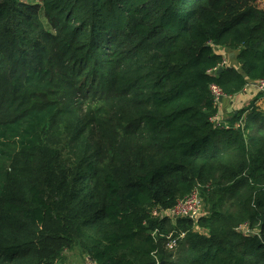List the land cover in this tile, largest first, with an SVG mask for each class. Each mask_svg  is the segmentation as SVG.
<instances>
[{
    "label": "trees",
    "instance_id": "obj_1",
    "mask_svg": "<svg viewBox=\"0 0 264 264\" xmlns=\"http://www.w3.org/2000/svg\"><path fill=\"white\" fill-rule=\"evenodd\" d=\"M263 77L256 0H0V264H264Z\"/></svg>",
    "mask_w": 264,
    "mask_h": 264
},
{
    "label": "built area",
    "instance_id": "obj_2",
    "mask_svg": "<svg viewBox=\"0 0 264 264\" xmlns=\"http://www.w3.org/2000/svg\"><path fill=\"white\" fill-rule=\"evenodd\" d=\"M225 64L227 63L225 60H223ZM252 85L256 87L258 92L260 93V98L264 99V77L254 82ZM247 87V86H246ZM245 89V88H244ZM210 90L213 95L214 101L219 105L221 103L222 99H224L225 96L221 90V88L216 84L210 85ZM245 117L242 116L241 120H243ZM220 119L222 121V115L220 113H217L213 118L212 121L217 122V125H220ZM227 123L222 121L223 127H228L226 125ZM240 122L236 123L235 126H238ZM204 213L203 204L201 201V197L199 196L197 191H193L192 193L184 196L183 198L179 199L174 206H172L171 209L168 211H165L164 214L169 215L171 217H186L193 221H195L201 214ZM154 214H157L156 211H154ZM183 234L180 235L182 237ZM168 241L166 243V248L170 252H175L177 247V237L168 236ZM83 264H97L95 260L90 258L89 256L84 257V263Z\"/></svg>",
    "mask_w": 264,
    "mask_h": 264
},
{
    "label": "crops",
    "instance_id": "obj_3",
    "mask_svg": "<svg viewBox=\"0 0 264 264\" xmlns=\"http://www.w3.org/2000/svg\"><path fill=\"white\" fill-rule=\"evenodd\" d=\"M234 54L235 52H229V56H233ZM256 97H259V92L254 85L250 84L240 93L222 99L218 105V112L225 118H229L230 112L235 113L236 110L246 107ZM256 104L264 110V99L257 100ZM249 112V110H246L243 116H246Z\"/></svg>",
    "mask_w": 264,
    "mask_h": 264
},
{
    "label": "rangeland",
    "instance_id": "obj_4",
    "mask_svg": "<svg viewBox=\"0 0 264 264\" xmlns=\"http://www.w3.org/2000/svg\"><path fill=\"white\" fill-rule=\"evenodd\" d=\"M25 2H34V1H38V0H22ZM256 3L258 6L262 7L264 9V0H256ZM230 116L233 114V112L229 113ZM246 118V116H243ZM65 153H69L68 150H66ZM203 208H205L204 203H203ZM84 253H81L80 250L78 248H74L72 250H66L64 252V261L62 262V264H83L84 263Z\"/></svg>",
    "mask_w": 264,
    "mask_h": 264
},
{
    "label": "water",
    "instance_id": "obj_5",
    "mask_svg": "<svg viewBox=\"0 0 264 264\" xmlns=\"http://www.w3.org/2000/svg\"><path fill=\"white\" fill-rule=\"evenodd\" d=\"M222 70L221 67L219 68V71ZM158 264H161V263H158Z\"/></svg>",
    "mask_w": 264,
    "mask_h": 264
}]
</instances>
